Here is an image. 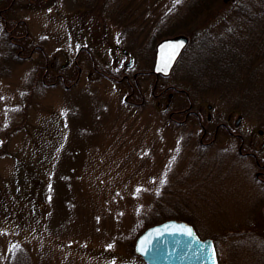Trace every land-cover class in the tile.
Wrapping results in <instances>:
<instances>
[{"label": "rangeland", "instance_id": "1", "mask_svg": "<svg viewBox=\"0 0 264 264\" xmlns=\"http://www.w3.org/2000/svg\"><path fill=\"white\" fill-rule=\"evenodd\" d=\"M190 2L15 0L9 25L23 21L16 35L26 28L41 51L14 61L0 18V264H145L130 250L132 236L168 219L213 239L218 264H264V187L237 141L218 137L197 148L156 108L151 77L138 80L147 102L135 107L124 100L125 85L91 68L90 57L119 77L132 58L130 75L149 70L156 21L165 17L168 28ZM228 9L215 5L196 29ZM77 54L74 86L40 82L45 59L56 71L69 62L63 72L74 82ZM198 57L200 66L184 55L167 82L211 104L218 121L232 115L234 130L264 159V60H255V81L252 73L241 91L219 85L225 79L214 61Z\"/></svg>", "mask_w": 264, "mask_h": 264}, {"label": "trees", "instance_id": "2", "mask_svg": "<svg viewBox=\"0 0 264 264\" xmlns=\"http://www.w3.org/2000/svg\"><path fill=\"white\" fill-rule=\"evenodd\" d=\"M215 5L222 7L228 5L229 9L221 17L212 15L211 18L216 22L206 24V29H196V26L204 25ZM120 18L118 21L123 24L124 21L122 17ZM164 18H159L153 26L151 44L154 45L160 39L174 34H187L190 41L184 55H190L197 66H200V62L197 61L198 56L203 55L207 59L210 57L216 64L215 71L225 79V82H222L223 79L218 80L219 85L233 84L241 91L247 90L248 86L250 89L251 82L244 81H248L254 73L249 80L254 82L258 71L252 70L253 72L249 74L250 68L255 60H264V0H191L186 12L177 15L173 22H168V28L162 30L167 24L164 23ZM124 28V33L134 34V28ZM16 46L12 43L7 44L10 61L17 59V55L13 52V48L18 49ZM155 223H145L137 227L130 242V250L135 257H139L133 248L136 238Z\"/></svg>", "mask_w": 264, "mask_h": 264}, {"label": "flooded vegetation", "instance_id": "3", "mask_svg": "<svg viewBox=\"0 0 264 264\" xmlns=\"http://www.w3.org/2000/svg\"><path fill=\"white\" fill-rule=\"evenodd\" d=\"M0 2L7 4L5 8L0 10V18L3 20V31L8 35L10 43L16 44L17 50V59H31L33 56L41 51V47L38 45H32L27 34L26 28L24 29V34L16 35L20 26L24 25L23 21H16L13 27H8L9 21L6 15L11 12V8L14 5L15 0H0ZM188 47V46H187ZM181 54L179 60L177 61L173 71L177 67L180 60L183 58L186 49ZM119 48V47H117ZM80 50H83L82 47ZM88 51V50H87ZM123 55H127L126 50H122ZM78 55L74 57L73 65L77 68V76L70 85H67V78L64 75V67L69 65L67 62L65 65L61 66L63 71H56L54 66V61L49 62L48 59H45V64L42 70L40 82L46 85H58L63 84L65 88L74 86L76 80L81 74V68L78 67ZM91 63V68L95 73L102 78H107L112 82H117L118 84H123L124 89L127 90L124 100L127 104H131L135 107L144 105L147 102L146 95L142 92L141 87L139 86L138 80L140 77H151L153 79L152 86L149 91L150 98L154 99L156 108L162 106L159 111L166 116L168 121L177 127V130L184 134L183 136L187 140H196L197 148H209L218 137H226L236 140L238 143V156L240 157H250L256 167L254 173V180L261 187H264V159L259 156L255 149L247 144L246 137L238 131H235L234 128H237L239 122L237 121L232 123V115L227 116L225 120L218 121L215 118V115L212 112V105L205 104L204 101L196 99L191 96L189 89L183 85L177 83H168L171 75L169 77H158L156 78L151 73V68L147 71H135L130 75L128 70L131 69L132 65L129 66L128 63L125 64L124 68L120 72V76L115 74L106 73V69H102L96 65L93 58H89ZM130 59V58H129ZM154 60V53H153ZM152 60V64H153ZM129 62V61H128ZM100 68V69H99ZM54 77L53 82L50 81ZM99 78V77H98ZM50 81V82H48ZM48 82V83H47ZM116 83V84H117ZM187 126H195L197 130L186 131ZM235 126V127H234ZM184 131V132H183ZM247 144V145H246ZM214 241V240H213ZM215 243V241H214Z\"/></svg>", "mask_w": 264, "mask_h": 264}, {"label": "water", "instance_id": "4", "mask_svg": "<svg viewBox=\"0 0 264 264\" xmlns=\"http://www.w3.org/2000/svg\"><path fill=\"white\" fill-rule=\"evenodd\" d=\"M188 44L189 36L183 33L160 39L154 46L151 73L169 77ZM132 64L130 58L128 65ZM134 252L145 264H218L213 240L199 238L189 223L177 219L146 228L136 238Z\"/></svg>", "mask_w": 264, "mask_h": 264}, {"label": "snow or ice", "instance_id": "5", "mask_svg": "<svg viewBox=\"0 0 264 264\" xmlns=\"http://www.w3.org/2000/svg\"><path fill=\"white\" fill-rule=\"evenodd\" d=\"M189 234H191V233L189 232Z\"/></svg>", "mask_w": 264, "mask_h": 264}]
</instances>
